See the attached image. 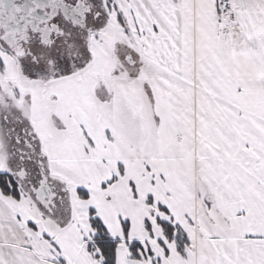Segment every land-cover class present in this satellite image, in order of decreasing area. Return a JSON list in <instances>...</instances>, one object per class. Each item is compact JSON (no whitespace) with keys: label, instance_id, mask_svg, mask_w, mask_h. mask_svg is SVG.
I'll return each mask as SVG.
<instances>
[{"label":"snow or ice","instance_id":"6c2138e0","mask_svg":"<svg viewBox=\"0 0 264 264\" xmlns=\"http://www.w3.org/2000/svg\"><path fill=\"white\" fill-rule=\"evenodd\" d=\"M0 264H264V0H0Z\"/></svg>","mask_w":264,"mask_h":264}]
</instances>
